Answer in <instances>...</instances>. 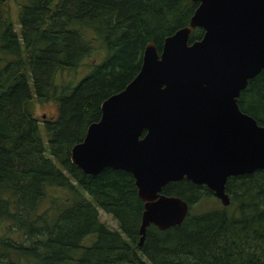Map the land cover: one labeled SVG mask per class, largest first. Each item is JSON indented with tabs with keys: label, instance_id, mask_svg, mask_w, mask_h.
<instances>
[{
	"label": "trees",
	"instance_id": "obj_1",
	"mask_svg": "<svg viewBox=\"0 0 264 264\" xmlns=\"http://www.w3.org/2000/svg\"><path fill=\"white\" fill-rule=\"evenodd\" d=\"M5 2L0 0V264H264V168L229 176L227 205L207 184L168 182L162 191L186 199L190 212L167 229L152 223L139 245L144 200L133 173L112 166L89 173L71 159L73 145L100 119L102 102L139 72L147 43L161 51L165 37L189 23L199 2L25 0L20 31ZM204 31L193 28L190 41ZM99 50L102 60L75 85L56 82L59 72L93 53L97 59ZM34 96L57 101L58 114L40 120L32 112ZM238 103L264 125V69ZM51 188L63 193L50 194ZM214 196L220 205L195 210ZM99 207L119 229L100 219ZM93 232L96 239L83 246Z\"/></svg>",
	"mask_w": 264,
	"mask_h": 264
},
{
	"label": "water",
	"instance_id": "obj_2",
	"mask_svg": "<svg viewBox=\"0 0 264 264\" xmlns=\"http://www.w3.org/2000/svg\"><path fill=\"white\" fill-rule=\"evenodd\" d=\"M198 1L161 51L147 43L139 72L102 102L100 119L71 149L85 172L133 173L144 200L139 245L152 223L167 229L190 212L186 199L162 191L168 182L207 184L227 205L228 177L264 168V125L238 103L264 69V0ZM198 25L205 34L190 43Z\"/></svg>",
	"mask_w": 264,
	"mask_h": 264
},
{
	"label": "rangeland",
	"instance_id": "obj_3",
	"mask_svg": "<svg viewBox=\"0 0 264 264\" xmlns=\"http://www.w3.org/2000/svg\"><path fill=\"white\" fill-rule=\"evenodd\" d=\"M25 0H6L4 4V9L5 13L9 15L10 20L13 22L15 25V28L20 31L21 30V23L19 19V13L21 9V5ZM96 53H93L86 58L83 59L82 63L79 64L76 68H71V69H64L63 71L59 72L58 77H57V83H69L72 82L71 86L75 85L83 76H85L91 69V66L93 63L96 61H101L104 52L101 50L98 51V58H94ZM33 90L34 87H33ZM35 93V91H34ZM33 108L32 112L40 119H50L54 118L58 112V102L50 99V100H39L37 99L36 96H34V103H33ZM42 131L44 136H47L46 131L44 133V125L41 126ZM66 192V191H65ZM55 193H63V190L59 189H50V194H55ZM66 195V194H64ZM218 198L217 197H212V199H203L200 202H198L195 205V210H205L210 207L218 206ZM99 214H100V219L107 223L110 227L119 229V222L118 220L109 212L105 211L103 208L99 207ZM97 234L96 232L90 233L86 235L82 239V245L83 246H88L93 243V241L96 239ZM80 252V251H79ZM79 252L77 254H79ZM77 256V255H76ZM74 260H70L69 262H65L62 264H73Z\"/></svg>",
	"mask_w": 264,
	"mask_h": 264
},
{
	"label": "flooded vegetation",
	"instance_id": "obj_4",
	"mask_svg": "<svg viewBox=\"0 0 264 264\" xmlns=\"http://www.w3.org/2000/svg\"><path fill=\"white\" fill-rule=\"evenodd\" d=\"M194 1H196V0H194ZM197 1H198V0H197ZM198 2L200 3V1H198ZM199 3H198V5H199ZM198 5H197V7H198ZM197 7H196V8H197ZM195 10H196V9H195ZM194 12H195V11H194ZM193 14H194V13H193ZM191 17H192V16H191ZM189 22H190V21H189ZM188 24H189V23H188ZM186 25H187V24H186ZM184 26H185V25H184ZM198 26H199V25H198ZM182 27H183V26H182ZM195 27H197V26H195ZM195 27H193V28H195ZM202 27H203V26H202ZM180 28H181V27H180ZM193 28H192V29H193ZM203 28H204V27H203ZM204 29H205V28H204ZM191 32H192V30H191ZM190 34H191V33H190ZM204 34H205V31H204ZM204 34H203V36H204ZM203 36H202L201 38H203ZM201 38H200V39H201ZM196 40H199V39H196ZM196 40L190 41V37H189V42H190V43H192V42H194V41H196Z\"/></svg>",
	"mask_w": 264,
	"mask_h": 264
}]
</instances>
